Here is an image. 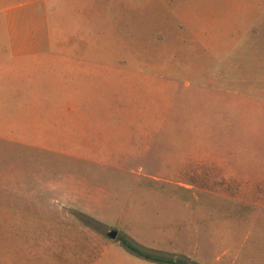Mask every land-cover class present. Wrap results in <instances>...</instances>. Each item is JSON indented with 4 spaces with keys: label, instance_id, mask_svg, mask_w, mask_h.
<instances>
[{
    "label": "rangeland",
    "instance_id": "obj_1",
    "mask_svg": "<svg viewBox=\"0 0 264 264\" xmlns=\"http://www.w3.org/2000/svg\"><path fill=\"white\" fill-rule=\"evenodd\" d=\"M75 4L78 156L0 141V264H264V0Z\"/></svg>",
    "mask_w": 264,
    "mask_h": 264
},
{
    "label": "crops",
    "instance_id": "obj_2",
    "mask_svg": "<svg viewBox=\"0 0 264 264\" xmlns=\"http://www.w3.org/2000/svg\"><path fill=\"white\" fill-rule=\"evenodd\" d=\"M75 3L0 0V141L21 149V157L78 156L76 139L81 131L77 125L84 124L86 118L79 121L76 117V93L81 91L76 87L84 74H91L78 73L84 69L79 63L83 59L71 52L70 38L54 36L58 14H70L71 20L78 11ZM156 81L153 87L158 86ZM168 81V85L175 84ZM50 92L52 96L58 94L56 102ZM40 93H46L47 103L40 100ZM15 94L23 96L15 98ZM20 115L21 122L16 120ZM50 202L59 204V198Z\"/></svg>",
    "mask_w": 264,
    "mask_h": 264
},
{
    "label": "trees",
    "instance_id": "obj_3",
    "mask_svg": "<svg viewBox=\"0 0 264 264\" xmlns=\"http://www.w3.org/2000/svg\"><path fill=\"white\" fill-rule=\"evenodd\" d=\"M128 248L134 253V254H137V255H140V256H144V254L140 253L136 248H133L131 246H128ZM148 257V256H146ZM171 264H174L173 262H169Z\"/></svg>",
    "mask_w": 264,
    "mask_h": 264
},
{
    "label": "water",
    "instance_id": "obj_4",
    "mask_svg": "<svg viewBox=\"0 0 264 264\" xmlns=\"http://www.w3.org/2000/svg\"><path fill=\"white\" fill-rule=\"evenodd\" d=\"M116 235H117L116 231H110L109 232V236H110L111 239H115Z\"/></svg>",
    "mask_w": 264,
    "mask_h": 264
}]
</instances>
